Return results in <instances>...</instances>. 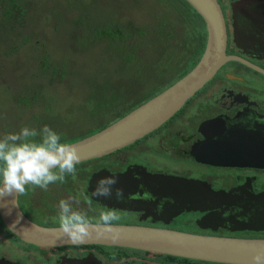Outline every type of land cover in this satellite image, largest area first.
<instances>
[{"label": "flooded vegetation", "instance_id": "obj_1", "mask_svg": "<svg viewBox=\"0 0 264 264\" xmlns=\"http://www.w3.org/2000/svg\"><path fill=\"white\" fill-rule=\"evenodd\" d=\"M218 2L226 20L227 54L235 58L228 59L179 111L150 133L111 153L77 164L90 163V171L78 170L76 165L75 175L66 174L63 183H52L47 190L37 186L34 203L40 206L42 216L31 215L20 195V206L30 219L44 226H59L56 213L59 201L65 199L75 210L85 212L90 223L102 224L99 213L112 210L120 219L111 224L264 239V0ZM0 3V32H5L12 21L5 22L6 6ZM201 18L199 15L197 21L204 29L192 30L198 40V33L206 36L202 49L195 53L196 63L207 41V27ZM9 42L12 44V40ZM1 74L0 69V82L4 81ZM167 87L151 91L156 95ZM109 96L112 104L106 105L116 110L125 108L124 94ZM104 97L105 94L90 93L82 98L90 101L81 104L89 108L81 106L79 110L95 124L76 137L65 136L62 142L84 138L127 114L119 113L113 120L111 116L104 118L100 112L108 113L109 109L95 102ZM99 106V111L94 108ZM74 120L68 118V123L84 131L83 123L88 120L81 118V124ZM161 159H171L172 164L161 163ZM212 169L219 173L214 174ZM102 177L116 179L111 196L93 195ZM116 189L123 191L122 198L116 197ZM44 193L48 194L46 206L42 202ZM0 264L232 263L103 243L40 245L13 232L0 209Z\"/></svg>", "mask_w": 264, "mask_h": 264}, {"label": "rangeland", "instance_id": "obj_2", "mask_svg": "<svg viewBox=\"0 0 264 264\" xmlns=\"http://www.w3.org/2000/svg\"><path fill=\"white\" fill-rule=\"evenodd\" d=\"M169 1L19 0V4L25 9L28 7V13L30 12L29 21L25 25L22 24L25 26L23 37H26L28 41L24 45H15L12 32L11 44L5 39L4 32H0V69L4 80L0 82V133H2L0 137L3 138L8 133H18L22 127L39 131L45 125L54 129L59 128L62 136L76 137L74 135L89 131L88 127L95 124L92 119L88 120L83 116L76 106L77 100L86 98L93 93V90L105 94V97H110V93L116 92L120 87L124 89L123 98L130 99L132 102L140 95L151 93V90L156 87H163L168 80L154 77L155 66L143 71V67L139 69L140 65L133 63L132 59L129 60L128 55L116 52L120 49L126 54L132 50V46L126 48L121 43V37L117 39L120 35L114 27L125 28L120 31L123 35L130 34L134 27H137V31L146 36V44L141 38L143 43L141 48H144L141 56L148 61H153L159 53L155 51L154 44L147 43L152 37L149 38L147 34L150 30L160 34L159 28L154 27L155 20L160 8L165 13L172 12L174 7ZM0 2H7L12 7V0H0ZM2 8L0 3V13ZM185 18L186 26L191 29L190 35L189 32H185L187 46L183 45L185 43L179 44L173 40L174 44L169 46L170 48L163 49L166 62L160 60L162 57L160 59L156 57L154 60V63L158 65L163 63L167 65L171 58L169 55L166 57V54L174 50L175 56L172 60L176 58L177 63L172 64L171 67L177 74L172 80L188 71L198 59L192 55L191 58L194 61L191 66L183 72L177 69L184 65L185 59H189L192 54V48H195L196 35L192 30L204 29L197 18L195 22L189 16ZM5 22L7 23L8 20ZM129 22L134 23L133 27L131 25L127 27ZM16 28L19 29L18 26ZM115 36L117 37L114 38ZM152 39L160 40L156 37ZM49 54L52 56V62L46 61ZM41 60L42 65L47 67V69L43 68V73H39L36 68V64ZM45 77L49 80L54 79L47 89ZM139 77L142 80H139ZM143 84H145L144 88L139 90L138 87H142ZM33 92L36 99L31 101ZM26 97L31 99L25 102ZM68 118H75L72 122L78 124L82 123L81 118L88 120L87 123H83L84 131L76 128V125L69 124ZM160 161L168 165L172 164L171 159ZM177 162L180 163V159ZM77 167H80L77 168L78 170L81 168L91 170L90 163L80 164ZM211 171L214 174L219 173V170ZM25 187L26 193L21 195L22 205L25 209H30L31 215L42 216L39 211L40 206L34 203L37 186ZM47 196L48 194L44 193L42 198L45 206L48 204V200L45 199ZM56 217H59V211Z\"/></svg>", "mask_w": 264, "mask_h": 264}, {"label": "water", "instance_id": "obj_3", "mask_svg": "<svg viewBox=\"0 0 264 264\" xmlns=\"http://www.w3.org/2000/svg\"><path fill=\"white\" fill-rule=\"evenodd\" d=\"M203 18L207 27L205 49L194 67L173 84L150 97L106 127L79 140L80 161L100 157L125 147L150 133L172 117L230 58L228 33L218 0H186ZM6 224L20 238L36 244L103 243L183 255L232 264H264V239L218 237L142 225L89 224V234L73 241L60 226H44L30 219L18 197L0 199ZM260 257V261H257Z\"/></svg>", "mask_w": 264, "mask_h": 264}, {"label": "clouds", "instance_id": "obj_4", "mask_svg": "<svg viewBox=\"0 0 264 264\" xmlns=\"http://www.w3.org/2000/svg\"><path fill=\"white\" fill-rule=\"evenodd\" d=\"M80 162L76 146L62 142L61 136L47 125L39 131L22 127L18 133H8L0 138V199L25 194L26 185L47 190L52 183H63L66 174L75 175ZM115 184L114 177H102L93 195L111 196ZM115 195L122 198L123 191L116 189ZM58 208L60 230L69 239L79 241L89 234L90 220L85 212L75 210L65 199L59 201ZM119 219L112 210L99 213V222L109 231L111 222ZM256 259L259 262L261 258Z\"/></svg>", "mask_w": 264, "mask_h": 264}, {"label": "trees", "instance_id": "obj_5", "mask_svg": "<svg viewBox=\"0 0 264 264\" xmlns=\"http://www.w3.org/2000/svg\"><path fill=\"white\" fill-rule=\"evenodd\" d=\"M22 1H24V0H22ZM169 3H170V5H172V7H174L172 12L171 13H165V12L161 11L162 8H160L159 14L156 17L157 20H155L154 27H158L159 28V32H160L161 35L158 32L154 31V30H150L148 32V34H147L149 36V38H150V36H152L151 40H148L147 43L148 44H154L153 47H155L154 48L155 51L157 53H159L157 56H155V58L158 57L160 59V57H162L160 60L163 61L164 63L166 62V60L164 59V56H163V54H164L163 49L170 48L169 46L174 44L173 40H176L177 42H179V44L185 43L183 45L187 46L185 32L186 31L189 32V35H190V30L191 29H189L186 26V24H185V19H186L185 16L186 17L189 16V17H192L194 19L199 17V14L192 8V6L186 0H170ZM5 6H6V11L4 12L3 15L6 16V18L8 17L6 19V20L9 19L8 22L12 21V23H15L14 25L8 27V29H7V27L5 28L6 29L5 32H4L5 33L4 34L5 38L8 41L12 40V32H13L15 45H24L26 43V41H28V40H26V37H23V34H25L24 33L25 26H22V24L25 25V23L27 21H29L30 12L28 13V7H26L27 9H25L22 5L19 4V0H12V7H10V5L7 4V2H4V7ZM68 8L70 9V6H68ZM25 12H27V13H25ZM21 17L25 18L24 21H19L20 19H22ZM201 20H202V18H201ZM183 21H184V23H183ZM202 23H204L203 20H202ZM129 25H131V27H133L134 23L133 22H129L127 27ZM16 26H18L19 29H17ZM134 28L135 29L130 34L126 33L125 35H123V34L120 33V31L125 29V28H123L122 26L114 27V29L118 30V35H120L119 37H117L118 36L117 35L114 38L117 37V39H118V38L121 37V40H122L121 43L126 48H130L132 46V50L128 51L126 54L123 51H121L120 49H117L116 52L118 54H121V55H128L129 56V60L132 59L133 63H136V64L140 65L139 69H141L143 67V71H145L147 69H150V67H152V66H155L154 67V77H157V78L159 77V79H160V77H162V78H164V81L168 80L166 83H168L170 80L172 82L173 81L172 79L174 78V75L177 74L171 67L172 64L177 63L176 58L174 60H172V58L175 56V54L173 52L174 50L170 51L171 52L170 54L169 53L166 54V57L169 55L170 58H171V60L167 63V65H164V63L163 64H159V65L156 62L154 63L155 58H154L153 61H148V59L147 60L144 59L141 56V53H142V51L144 49V48H141V45L143 44L142 41H141V38L144 40V43L146 44V38H145L146 36L144 34L143 35L140 34L137 31V27H134ZM103 33H104V31H103ZM201 33H203V32L201 31ZM106 34H108V33H106ZM108 35H110V34H108ZM204 35H205V33L202 34V37H201V34L198 33L199 40L196 37L195 48H192V50H191L193 52V57L196 56L195 53L200 48L203 47V41H204L203 36ZM153 37L160 38V40L159 41H155V40L152 39ZM19 40H22V41H19ZM192 40H194V39H192ZM18 41H19V43H18ZM200 41H202L201 46H200ZM157 46H159L160 48H156ZM196 46H197V48H196ZM139 48H141V50H139ZM11 50H12V48H11ZM177 50H181V49H177ZM191 56L192 55L190 54V58L189 59H185L184 65L182 67L177 68V69H180L179 72L180 71L183 72L186 68H188L189 66L192 65L191 63L194 61V59L191 58ZM51 57L52 56L49 54L48 57L46 58V61L49 60V62H52ZM43 66L44 65H42V60L36 64V68H37L39 73H43L44 69H47L46 66H44V67ZM188 71L184 72L183 74H186ZM183 74H181V75H183ZM130 78H126V79H130ZM45 79H47V78L45 77ZM53 82H54V79H50V80L47 79L46 89ZM171 82H169V83H171ZM165 84H164L163 87L162 86L161 87L162 88L167 87V85H165ZM144 85L145 84L142 85L143 88H144ZM155 86L156 85H154V87ZM157 88L158 87H156V89ZM117 93L125 94L124 93V89H122L120 87H118L116 92H111L110 94L113 95V94H117ZM154 93H155V91H151V93H149L147 95H143V96L140 95L138 98L134 99L132 102L130 101V99H127V104L124 105L125 108H123L122 110H120V109L116 110V109H114V106L106 105V104H110V103L112 104V101H111V97L112 96L111 97H104V99L97 98V101H95V100L94 101L96 103H98V104L103 103L102 105H104L105 108L109 107L108 108L109 109L108 113L106 111H101L100 113L103 114L104 118H107L109 115L112 114L111 115V120H113V119L117 118L119 113H123V114L128 113L129 111L134 109L136 106H139L140 104L145 102L150 96H153ZM93 94H98V92L96 90H93ZM100 94H102V93H100ZM122 98H123V96H122ZM30 99H31L30 97H26L25 98V102H28V100H30ZM34 99H36L35 93H34V96H32L31 101H34ZM87 102H90V101H87L85 99H79L76 102V106H77L78 109H80L81 106L83 108L84 107H88L89 108V106L81 105V104H85ZM94 108H97L96 110H98V111L101 109L100 106L99 107H94ZM98 111H97V115L99 116V112ZM52 129L61 136V140L63 141L65 136H62L61 132H59L58 129H54L53 127H52Z\"/></svg>", "mask_w": 264, "mask_h": 264}]
</instances>
